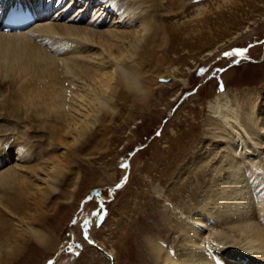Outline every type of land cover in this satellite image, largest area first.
<instances>
[{
	"label": "bare ground",
	"instance_id": "bare-ground-1",
	"mask_svg": "<svg viewBox=\"0 0 264 264\" xmlns=\"http://www.w3.org/2000/svg\"><path fill=\"white\" fill-rule=\"evenodd\" d=\"M22 1L34 25L4 32L0 22V264L15 263L30 243L60 253L48 224L77 200L78 158L108 147L122 110L161 101L176 43L195 49L194 30L167 25L184 15L183 0L83 1L121 23L98 19L101 9L87 23L65 22L63 0ZM10 6L0 0V17ZM209 109L204 138L175 164L167 189L169 178H158L162 210L146 206L125 226L126 264H149L145 255L150 264H264V93L222 89ZM138 238L145 250L133 245Z\"/></svg>",
	"mask_w": 264,
	"mask_h": 264
},
{
	"label": "rangeland",
	"instance_id": "rangeland-1",
	"mask_svg": "<svg viewBox=\"0 0 264 264\" xmlns=\"http://www.w3.org/2000/svg\"><path fill=\"white\" fill-rule=\"evenodd\" d=\"M83 1L73 0L67 6L68 0H63L59 6L65 9H61L63 21L87 23L90 13L101 9L96 13L98 19L121 23L115 14L104 11L102 5H91L89 12ZM183 1L184 15L173 17L167 25L187 24L196 32L191 41L195 49L185 46L182 39L176 43L179 49L168 55L175 62L171 68L175 76L160 80L163 86L157 94L160 103L154 102L142 112L122 110L112 126L108 147L98 156L78 158L81 178L77 200L48 224L59 236L60 253H48L30 243L26 254L13 264H58L62 259L68 264H117L115 254L120 264H126L125 226L137 220L139 211L146 206L162 210L154 191L160 185L158 178L168 174L163 175L165 180L169 179L161 186L167 189L176 173L175 164L186 160L202 141L203 124L211 116L209 102L222 89L264 93V0ZM200 10L209 13L199 14ZM174 38L169 36V45H175ZM236 52L243 54L231 55ZM131 171L133 175L129 178ZM94 189L101 193L98 198L91 196ZM157 229L158 226L150 232ZM171 234L169 237L177 243V235ZM135 240V248L145 250L143 238ZM145 258L150 264L148 256Z\"/></svg>",
	"mask_w": 264,
	"mask_h": 264
},
{
	"label": "water",
	"instance_id": "water-1",
	"mask_svg": "<svg viewBox=\"0 0 264 264\" xmlns=\"http://www.w3.org/2000/svg\"><path fill=\"white\" fill-rule=\"evenodd\" d=\"M100 195V191L98 189H94L92 192H91V196H99Z\"/></svg>",
	"mask_w": 264,
	"mask_h": 264
},
{
	"label": "snow or ice",
	"instance_id": "snow-or-ice-1",
	"mask_svg": "<svg viewBox=\"0 0 264 264\" xmlns=\"http://www.w3.org/2000/svg\"><path fill=\"white\" fill-rule=\"evenodd\" d=\"M243 53L241 52H236V53H232L231 55H242ZM225 55H230L229 53H225Z\"/></svg>",
	"mask_w": 264,
	"mask_h": 264
}]
</instances>
